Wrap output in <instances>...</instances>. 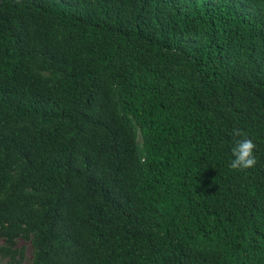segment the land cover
<instances>
[{"label":"trees","instance_id":"trees-1","mask_svg":"<svg viewBox=\"0 0 264 264\" xmlns=\"http://www.w3.org/2000/svg\"><path fill=\"white\" fill-rule=\"evenodd\" d=\"M2 260L264 264V0H0Z\"/></svg>","mask_w":264,"mask_h":264},{"label":"clouds","instance_id":"clouds-1","mask_svg":"<svg viewBox=\"0 0 264 264\" xmlns=\"http://www.w3.org/2000/svg\"><path fill=\"white\" fill-rule=\"evenodd\" d=\"M232 136L234 138H243L236 139L231 148L233 159H231L229 167L234 170H244L254 167L257 163V160L254 155L256 144L254 143L253 139L245 136L242 130L239 128L233 129Z\"/></svg>","mask_w":264,"mask_h":264},{"label":"rangeland","instance_id":"rangeland-1","mask_svg":"<svg viewBox=\"0 0 264 264\" xmlns=\"http://www.w3.org/2000/svg\"><path fill=\"white\" fill-rule=\"evenodd\" d=\"M18 243L25 244V255H26V258L28 259L31 256L30 244L28 242H24L23 239H20V238L18 239ZM0 264H5V260L0 261Z\"/></svg>","mask_w":264,"mask_h":264}]
</instances>
